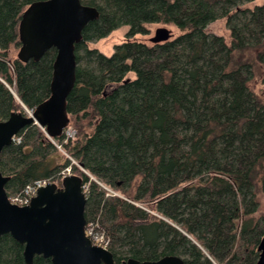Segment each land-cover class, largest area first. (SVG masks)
Instances as JSON below:
<instances>
[{
    "label": "trees",
    "instance_id": "16d2710c",
    "mask_svg": "<svg viewBox=\"0 0 264 264\" xmlns=\"http://www.w3.org/2000/svg\"><path fill=\"white\" fill-rule=\"evenodd\" d=\"M0 0V121L48 100L56 49L22 62L19 24L29 5ZM99 19L76 44L67 110L74 139L56 141L31 124L0 155L9 197L36 180L59 183L70 166L84 181L85 217L110 238L115 261L180 256L185 264H256L264 235V0H81ZM225 19L224 37L207 27ZM179 34L131 40L148 25ZM127 26L106 56L89 43ZM134 74L131 78L129 75ZM71 128V125H69ZM79 165H83L80 168ZM24 246L0 236V264H27ZM33 264H53L36 256Z\"/></svg>",
    "mask_w": 264,
    "mask_h": 264
},
{
    "label": "water",
    "instance_id": "95a60500",
    "mask_svg": "<svg viewBox=\"0 0 264 264\" xmlns=\"http://www.w3.org/2000/svg\"><path fill=\"white\" fill-rule=\"evenodd\" d=\"M99 16L96 7L81 0L36 1L23 12L17 57L22 62L39 61L49 50L56 49L51 95L32 113L13 112L7 120L0 121V155L31 124L46 128L51 138L63 135L71 122L67 101L76 83L75 47L82 40L85 27ZM173 36L170 29L160 27L150 41L165 43ZM8 181L9 177L0 170V236L10 234L24 246L27 264H33L36 256L49 258L53 264H117L109 249L94 245L86 235L87 197L81 177L71 175L60 185L49 183L41 187L26 206L11 203L5 188ZM258 252L256 264H264V235ZM121 264H185V261L171 255L154 261L129 258Z\"/></svg>",
    "mask_w": 264,
    "mask_h": 264
},
{
    "label": "rangeland",
    "instance_id": "374dc122",
    "mask_svg": "<svg viewBox=\"0 0 264 264\" xmlns=\"http://www.w3.org/2000/svg\"><path fill=\"white\" fill-rule=\"evenodd\" d=\"M262 2H263L262 0H257L255 2L245 4L244 7L254 8L256 5L262 4ZM160 27H167L168 29H170L172 31L174 36L179 34V31L173 26L164 25V24H151V25H148L149 32L147 34H145V35L138 34V35L134 36L131 40H137V41H141V42L147 43L149 45H152V42L150 41V39L155 36L156 29L160 28ZM128 30H129V27H127V26L121 27V28L113 31L112 33H110L106 38L89 43V47L98 49L100 52H102L106 56H111L114 53L115 46L119 45V44H121L127 40L126 34H127ZM207 32L210 34H215V35L224 37L228 43L231 40V31L229 30V28L227 26V22L225 19L218 20V21L211 23L207 27ZM19 49L16 51V54H15L16 56L18 55ZM263 75H264V70L263 69L258 70V72H257L258 83L257 82L254 83V85L257 88L258 93L263 90L261 83H260L261 77ZM129 76L131 78H133L134 74H130ZM29 111L30 110L26 109V112H29ZM73 124L74 123L71 119V122H70L71 129L76 132V127H73ZM60 158H61L59 160L60 163H65V161L67 159H69L70 156L64 150H61ZM258 201L260 203V208H259V211L256 213L255 216L257 218H260V217H264V193L258 192Z\"/></svg>",
    "mask_w": 264,
    "mask_h": 264
},
{
    "label": "built area",
    "instance_id": "2783aa9c",
    "mask_svg": "<svg viewBox=\"0 0 264 264\" xmlns=\"http://www.w3.org/2000/svg\"><path fill=\"white\" fill-rule=\"evenodd\" d=\"M33 110L29 111V113H32ZM42 131L44 132V134L59 148L62 150V146L56 141V139L51 138L48 133L46 128H41ZM76 136V132L74 130H72L71 128H67L65 129L64 133H63V137L65 139V141L69 140V139H74V137ZM14 141H18L21 142V138L16 136L14 138ZM72 162L76 163L75 160L70 157L69 158ZM73 175L72 173V169L70 166L66 167L65 169H63L60 173V179L58 180L59 182H61L64 178ZM49 183H52L48 180H36L33 183L28 184L22 192L18 193V194H13L11 197H9L11 203L19 205V206H26L29 205L32 198L36 196L38 190L41 187H44L46 185H48ZM85 188V187H84ZM86 235L87 237L92 241V243L96 246L105 248V249H109L110 245H111V241L110 238L107 237L106 233L104 231L98 230L95 226L94 223H87L86 225Z\"/></svg>",
    "mask_w": 264,
    "mask_h": 264
},
{
    "label": "flooded vegetation",
    "instance_id": "af4514ba",
    "mask_svg": "<svg viewBox=\"0 0 264 264\" xmlns=\"http://www.w3.org/2000/svg\"><path fill=\"white\" fill-rule=\"evenodd\" d=\"M124 261H125V260H124ZM115 262H116V261H115ZM122 262H123V261H122ZM122 262H121V263H122ZM116 263H117V262H116ZM121 263H117V264H121Z\"/></svg>",
    "mask_w": 264,
    "mask_h": 264
},
{
    "label": "bare ground",
    "instance_id": "6f19581e",
    "mask_svg": "<svg viewBox=\"0 0 264 264\" xmlns=\"http://www.w3.org/2000/svg\"><path fill=\"white\" fill-rule=\"evenodd\" d=\"M51 182V181H50ZM54 183V182H53Z\"/></svg>",
    "mask_w": 264,
    "mask_h": 264
}]
</instances>
